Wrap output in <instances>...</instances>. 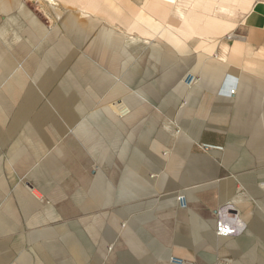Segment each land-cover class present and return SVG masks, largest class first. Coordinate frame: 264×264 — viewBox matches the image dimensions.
Instances as JSON below:
<instances>
[{"label":"rangeland","instance_id":"374dc122","mask_svg":"<svg viewBox=\"0 0 264 264\" xmlns=\"http://www.w3.org/2000/svg\"><path fill=\"white\" fill-rule=\"evenodd\" d=\"M201 1L115 0L141 14L129 27L66 9L87 0H0V264H264V71L231 49L248 44L241 9L213 13L233 36H205L196 60L201 36L181 33ZM12 53L39 57L27 83L4 64ZM82 63L128 85L97 90L98 73L77 78ZM222 214L234 235H216Z\"/></svg>","mask_w":264,"mask_h":264},{"label":"crops","instance_id":"0c3cea01","mask_svg":"<svg viewBox=\"0 0 264 264\" xmlns=\"http://www.w3.org/2000/svg\"><path fill=\"white\" fill-rule=\"evenodd\" d=\"M55 1H60L62 4L64 1L66 3L70 2V0H55ZM217 1H220V0H217ZM226 1H227L226 5H223V4L215 5V0H202L200 3V9L198 10L199 12L198 11L194 12L195 17L193 18L194 19L193 25L190 23L187 24L183 28L184 30L181 34L187 38L192 34L199 33L198 35L201 36L199 37L201 41L196 46V48H199V49L203 48V51L199 52V54L196 52V60H198L199 63H202L205 57L208 56V54H210L211 52V46L208 45V43H205L206 41H202L204 40L205 36L212 37L214 39H215V35L219 33H227L226 37L233 36L231 35L230 32H228V29L230 28L228 22H223L221 19L213 15V13H215L216 10H220L225 13H231L233 10L241 9L244 12H247L246 14L247 23H249V28H250V32L247 38L248 44H247V47L245 48L244 45H242V43H240L239 41H235L231 49L241 50L243 51V54L247 55V58L245 59V61H242V64L244 65V67H246L247 70H249L251 74H255L256 72L255 70L264 71V54H263L264 53L263 51L264 50V3L263 2H253L252 3L251 0H226ZM161 2L169 3L170 0H152V3H151L152 8H156L158 5H160L159 3ZM195 5L196 4H193V7H195ZM77 6H74L73 4L72 5L69 4V7H66V9L72 10L76 8V11L78 13H81L82 15L88 18H91V20L93 21L92 22L93 24L97 22L98 20V19L95 20L94 17H98V18L108 17L107 19L110 22H113L114 20H118L120 23H122L125 26L133 27V25L135 24L134 18H136L139 15L141 16V14L138 13L137 8L135 6L130 5L128 3L126 4L124 2V5L120 8L115 4V0H87L86 4H84L83 7L80 8L79 6L78 7ZM68 17L77 19L78 15L70 13ZM167 38L172 43L171 48H176V45L173 43V40L175 39L178 40V39L173 35H169ZM255 43L257 44V46L260 45L259 48L263 50L258 51L255 54H253L252 53L253 48L251 45L252 44L254 45ZM178 53L184 54L185 50L182 52L179 51ZM166 54L173 56L175 58L174 64L175 63L180 64V61L178 60L177 56L174 55L171 51L166 52ZM229 59L232 64H235V65L240 64L238 57L234 55H230ZM198 80L200 82V85L196 87V85L199 83L197 82L195 87H193L194 91H200L202 89V86L204 85V82H206L205 79L203 80L201 79L200 81L199 77H198ZM250 80L252 79L250 78ZM184 92L182 91L181 94H183ZM151 176L154 177V175H151ZM180 182L184 183V179H182ZM220 190H221V195H225L223 194V190L222 189ZM169 196H170L169 198L175 197L174 194H170ZM176 199H177V196H176ZM184 200H185V206H188L187 198L184 197ZM222 217H224V219L235 228V231H236V228L237 229L240 228L237 220L227 219L223 214H222ZM193 220H196V217H193Z\"/></svg>","mask_w":264,"mask_h":264},{"label":"bare ground","instance_id":"6f19581e","mask_svg":"<svg viewBox=\"0 0 264 264\" xmlns=\"http://www.w3.org/2000/svg\"><path fill=\"white\" fill-rule=\"evenodd\" d=\"M100 2V1H99ZM94 4H96V3H94ZM8 5V4H7ZM77 5L81 8V7H83V2H80V3H77ZM77 6V7H78ZM94 6V5H93ZM2 7V6H1ZM6 8H8V7H6ZM96 8V7H95ZM94 8V9H95ZM98 10V9H97ZM42 11V10H41ZM59 13V12H58ZM123 13H124V11H123ZM123 13H121V14H123ZM21 14H22V16H23V18H24V20H23V26H22V29H21V31L22 32H24L25 34H26V37H27V39L29 40H31L32 39V36L35 34L34 33V29L36 30V27H38L39 26V23H38V20H37V18L31 13V11L30 10H28L25 6L22 8V11H21ZM140 16V15H139ZM138 16V17H139ZM120 17V16H119ZM108 18V17H107ZM71 21H73V22H76L77 21V19L76 18H72V20ZM131 21V20H130ZM42 28V27H41ZM41 28H40V30H41ZM44 33V32H43ZM41 34V33H40ZM28 40H26V41H28ZM146 42V41H145ZM173 43L176 45V50L179 52H182V51H184L185 50V47L183 46V45H180L179 44V41L178 40H173ZM16 56L17 55H15V53H12V55L11 56H9V57H6V58H4L3 60L5 61V63L4 64H6V65H9V62L10 63H14L15 65H17L19 68H16L17 69V71L18 72H16L14 75H18V76H21V77H23L22 79H23V81H24V83L26 82L27 83V81H29V79H30V77L33 75V73H34V69L37 67V65H38V61H39V57L37 56V55H27V57H26V60H27V62H25V63H23V64H21V65H19V64H17V59H16ZM12 61V62H11ZM100 64V63H99ZM108 64V63H107ZM100 67V68H99ZM106 67V69H103L102 70V68H101V66H96V65H91L90 63L89 64H87V63H82V66H78L77 67V78H84L83 76H84V74H85V72H87L88 73V70L90 69V70H93L94 72L93 73H98V77L100 78V79H102V81L103 82H99V84L97 85V90H104V89H106L108 86H111L113 83H115V85H114V89H116V90H121V89H123L125 86H127L128 85V81H125V79H128V78H123V83L120 81V83L119 84H117L116 83V81L118 80L117 78H115L112 74H111V72H112V69L109 67V66H105ZM15 69V70H16ZM186 80H185V78H184V81H185V83H188V84H191V82H193V83H196L197 81V78H196V80H194L195 79V76H193V74L192 73H189V74H187L186 76ZM125 83V84H124ZM87 84V83H86ZM80 86H81V84H79ZM96 85V84H95ZM85 87H88L87 89L89 90L90 89V86H85ZM101 87V89H99ZM82 88H83V86H82ZM110 88V87H109ZM89 92V91H88ZM132 95H134V98H136L135 100H133V101H129V100H126V104H129L128 106H132L133 107V105H136L137 104V102H138V98L135 96V95H137V94H132ZM128 96V95H127ZM121 104V103H120ZM110 106H112V107H119L120 105H119V103L118 102H113V103H110ZM125 106V105H124ZM199 145H201V146H203V147H211L212 148V146L210 145V144H205V143H199ZM214 148V147H213ZM216 149H220V147L219 146H216L215 147ZM31 190V189H30ZM34 195V196H33ZM33 195H32V198L34 199V200H39V197H37L38 195L37 194H34L33 193ZM37 195V196H36ZM180 200V199H179ZM184 200V199H183ZM221 221H223V222H225V223H227V224H229L225 219H224V217H222L221 216ZM230 225V224H229Z\"/></svg>","mask_w":264,"mask_h":264},{"label":"built area","instance_id":"2783aa9c","mask_svg":"<svg viewBox=\"0 0 264 264\" xmlns=\"http://www.w3.org/2000/svg\"><path fill=\"white\" fill-rule=\"evenodd\" d=\"M215 233L218 236H231L235 233V228L220 220L216 224Z\"/></svg>","mask_w":264,"mask_h":264}]
</instances>
